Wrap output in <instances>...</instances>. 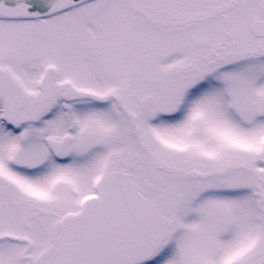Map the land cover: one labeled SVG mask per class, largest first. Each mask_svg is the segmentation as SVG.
Masks as SVG:
<instances>
[{
	"label": "snow or ice",
	"instance_id": "obj_1",
	"mask_svg": "<svg viewBox=\"0 0 264 264\" xmlns=\"http://www.w3.org/2000/svg\"><path fill=\"white\" fill-rule=\"evenodd\" d=\"M0 264H264V0H0Z\"/></svg>",
	"mask_w": 264,
	"mask_h": 264
}]
</instances>
